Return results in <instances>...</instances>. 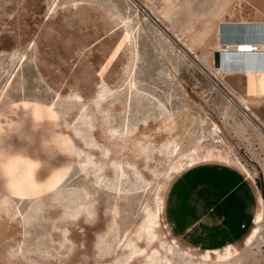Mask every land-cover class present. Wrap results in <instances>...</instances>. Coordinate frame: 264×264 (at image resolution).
Instances as JSON below:
<instances>
[{"label":"rangeland","instance_id":"1","mask_svg":"<svg viewBox=\"0 0 264 264\" xmlns=\"http://www.w3.org/2000/svg\"><path fill=\"white\" fill-rule=\"evenodd\" d=\"M262 26L264 0H0V264H264L263 201L221 252L164 217L199 161L264 185V76L212 70Z\"/></svg>","mask_w":264,"mask_h":264},{"label":"crops","instance_id":"2","mask_svg":"<svg viewBox=\"0 0 264 264\" xmlns=\"http://www.w3.org/2000/svg\"><path fill=\"white\" fill-rule=\"evenodd\" d=\"M259 31L255 36L244 38L245 41L262 42L264 27ZM234 42L241 43L242 39ZM263 45L260 43V46ZM258 54H263L262 58H258L257 54L225 55L228 65L223 68L233 71L226 76H264V50ZM235 131L237 137L244 132ZM246 148L250 153L249 146ZM253 157L254 163L258 164ZM261 201L264 202L262 192L252 176H247L234 164L212 157L207 162L199 161L175 174L165 193L164 217L172 239L178 245L196 252H221L237 246L250 236Z\"/></svg>","mask_w":264,"mask_h":264},{"label":"bare ground","instance_id":"3","mask_svg":"<svg viewBox=\"0 0 264 264\" xmlns=\"http://www.w3.org/2000/svg\"><path fill=\"white\" fill-rule=\"evenodd\" d=\"M233 30V29H232ZM245 30V29H244ZM260 32V31H259ZM234 33V32H233ZM239 33H241L242 35H244V34H247L246 32H237V34H239ZM262 33V32H261ZM256 34V33H255ZM259 34V33H258ZM227 35V34H226ZM262 35V34H261ZM249 40V39H248ZM263 40V39H262ZM219 41V40H218ZM254 41V40H253ZM252 41V42H253ZM254 42H256V41H254ZM260 43L261 44H264V40L262 41V42H260V41H258L257 43H256V46L254 47V46H252L251 45V43H249L248 41L247 42H245V39L244 38H242V42L241 43H232V44H229L228 46H223L221 43H220V41L218 42V46L216 47V52H220L221 53V55H222V57H223V60H222V65H223V67H224V65H228V64H226L227 63V59L224 57L225 55L226 56H230V54H237V55H251V54H258V52H261L262 50H264V45L263 46H260ZM220 44H221V46H220ZM227 51V52H226ZM237 51H240V52H237ZM252 51V52H251ZM234 57V56H233ZM241 57V56H240ZM245 57V56H244ZM242 58V57H241ZM249 58H250V56H249ZM230 59V58H229ZM235 59V58H234ZM252 59H253V57H252ZM241 60V59H240ZM243 60V59H242ZM248 60V59H247ZM246 60V61H247ZM245 60H244V62H246ZM229 63H230V60L228 61ZM237 62V61H236ZM243 62V61H242ZM238 63V62H237ZM231 64H233L232 62H231ZM227 67V66H226ZM225 67V68H226ZM233 68H234V66H233ZM213 71H214V73L216 74V75H218V76H221V75H223L222 74V70H221V68H218V67H216V68H213L212 69ZM224 70V69H223ZM229 70V69H228ZM235 70H236V68H235ZM242 69H240V71H241ZM251 70V69H250ZM232 71V70H231ZM233 72V71H232ZM239 100H240V103L242 104V105H244L242 108H244V111H243V113H244V115L245 116H248V114L246 113L247 111H249V102H248V100H246V99H244V98H239ZM217 131V126H215V127H213L212 128V133L215 135V133L214 132H216ZM216 136V135H215ZM216 137H219V136H216Z\"/></svg>","mask_w":264,"mask_h":264},{"label":"water","instance_id":"4","mask_svg":"<svg viewBox=\"0 0 264 264\" xmlns=\"http://www.w3.org/2000/svg\"><path fill=\"white\" fill-rule=\"evenodd\" d=\"M234 43H236V42H234ZM222 60H223V57H222L221 53L220 52H216L215 53V64H216V67L221 68V70L224 69L223 68V65H222ZM223 71H225V72H231V71H227L226 69L223 70Z\"/></svg>","mask_w":264,"mask_h":264},{"label":"built area","instance_id":"5","mask_svg":"<svg viewBox=\"0 0 264 264\" xmlns=\"http://www.w3.org/2000/svg\"><path fill=\"white\" fill-rule=\"evenodd\" d=\"M245 42H247V41H245ZM249 43H251V45L254 46V47L256 46V42H249ZM229 44H232V43H230V42H224L222 45L223 46H228ZM258 53H261V52H258ZM214 133H215L216 136H219V137H222L223 136V130L220 127H217V131L214 132Z\"/></svg>","mask_w":264,"mask_h":264},{"label":"trees","instance_id":"6","mask_svg":"<svg viewBox=\"0 0 264 264\" xmlns=\"http://www.w3.org/2000/svg\"><path fill=\"white\" fill-rule=\"evenodd\" d=\"M256 56H257L258 58H262L263 54H257ZM258 187L260 188V190H261V192H262V196H263V198H264V185L260 182V183L258 184Z\"/></svg>","mask_w":264,"mask_h":264}]
</instances>
